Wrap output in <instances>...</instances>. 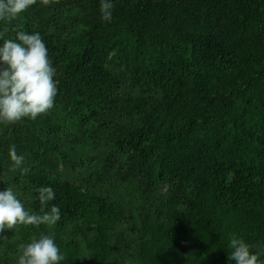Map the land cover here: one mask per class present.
I'll return each instance as SVG.
<instances>
[{
	"label": "trees",
	"instance_id": "16d2710c",
	"mask_svg": "<svg viewBox=\"0 0 264 264\" xmlns=\"http://www.w3.org/2000/svg\"><path fill=\"white\" fill-rule=\"evenodd\" d=\"M0 31L40 33L58 81L49 112L0 123V190L61 210L5 228L0 264L42 233L60 264H235L233 235L264 264V0H115L110 23L36 0Z\"/></svg>",
	"mask_w": 264,
	"mask_h": 264
},
{
	"label": "clouds",
	"instance_id": "9594fccd",
	"mask_svg": "<svg viewBox=\"0 0 264 264\" xmlns=\"http://www.w3.org/2000/svg\"><path fill=\"white\" fill-rule=\"evenodd\" d=\"M36 0H0V22L12 21L29 10ZM115 0H100L101 20L113 19ZM0 31V123L13 124L27 119L35 120L49 112L55 105L58 93L56 68L40 33L17 31L14 39H5ZM16 168L22 167L25 156L17 153L15 146L9 150ZM40 212H30L12 187L0 190V237L5 228L17 225L40 226L55 224L61 219V210L48 203L55 199L51 186L37 188ZM229 259L235 264H260L261 252L256 251L243 238L233 235L229 241ZM65 256L51 235L33 237L30 243L21 244L17 264H60Z\"/></svg>",
	"mask_w": 264,
	"mask_h": 264
}]
</instances>
